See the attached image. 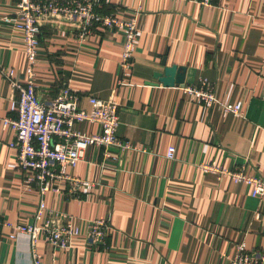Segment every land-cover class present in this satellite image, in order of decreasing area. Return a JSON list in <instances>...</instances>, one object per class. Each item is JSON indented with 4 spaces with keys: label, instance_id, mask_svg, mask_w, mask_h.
Returning <instances> with one entry per match:
<instances>
[{
    "label": "crops",
    "instance_id": "obj_1",
    "mask_svg": "<svg viewBox=\"0 0 264 264\" xmlns=\"http://www.w3.org/2000/svg\"><path fill=\"white\" fill-rule=\"evenodd\" d=\"M100 13L131 17L139 12V40L128 84L118 87L123 34L97 29L85 42L75 27L58 18L40 20L37 92L50 103L66 87L89 98L108 100L119 88L118 137L131 144L106 152L90 147L71 173L94 183L77 198L46 197L53 225L68 213L82 236L71 248H53L41 235L37 252L45 264H229L239 243L264 253V197L230 175L205 173L208 164L264 179V0H222L214 8L189 0H97ZM17 0H0V64L24 79L22 34L16 28ZM9 18V20H6ZM167 66L187 68L184 87L155 82ZM204 81L219 100L238 104L241 116L194 102L186 86ZM15 92L0 76V220L33 224L40 199L17 167L15 136L2 120L12 112ZM77 128L98 134V124ZM170 146L175 159L167 158ZM105 154H108L106 156ZM111 224L106 246L86 239L89 222ZM0 230V264H31L27 236L10 239Z\"/></svg>",
    "mask_w": 264,
    "mask_h": 264
},
{
    "label": "built area",
    "instance_id": "obj_2",
    "mask_svg": "<svg viewBox=\"0 0 264 264\" xmlns=\"http://www.w3.org/2000/svg\"><path fill=\"white\" fill-rule=\"evenodd\" d=\"M189 1L214 8L222 0ZM16 5V28L23 37L26 67L24 79L20 80L13 68L0 64V76L9 82L16 93L11 105L16 117H6L2 123L4 128L14 133L15 138L9 147L17 151V167L24 176L26 187L29 190L37 189L40 199L33 224L12 225L0 220V230L4 227L12 228V240L27 236L33 254L31 264H45L37 252L41 235L45 236L49 245L59 250L71 248L75 240L82 236L80 226L74 224L73 217L68 213H61L62 222L59 225H53L45 219L47 213L57 215L58 212L48 208L46 197L49 194L63 195L69 200L94 186V183L69 170L79 166L90 147H101L106 152L113 147L122 150L131 148L129 142L121 140L117 135L120 112L118 90L128 84L131 77L134 52L139 40L141 12L135 11L127 18L100 13L97 0H17ZM45 18H58L71 23L76 29L73 36L79 43L87 41L99 28L123 34L119 88L113 91L108 100L91 96V109L85 111L79 105L81 97L66 87L50 103L41 101L37 92L36 65L41 43L38 29L40 20ZM184 91L194 102L209 108L218 105L226 113L241 116L240 106L219 100L208 81L186 86ZM83 122L98 124L101 132L82 133L77 126ZM175 155L176 148L170 146L167 158L173 160ZM198 168L205 173L230 175L235 182L251 186L254 197H264L263 178L245 175L243 171L221 170L208 164H201ZM110 230L111 224L107 220H92L89 222L86 239L95 246H106ZM229 264H264V253L250 252L242 241L237 245L235 255L229 257Z\"/></svg>",
    "mask_w": 264,
    "mask_h": 264
},
{
    "label": "water",
    "instance_id": "obj_3",
    "mask_svg": "<svg viewBox=\"0 0 264 264\" xmlns=\"http://www.w3.org/2000/svg\"><path fill=\"white\" fill-rule=\"evenodd\" d=\"M163 71L154 72L155 82H147L149 85L162 84L166 87H184L186 84L187 68L178 65L167 66L166 59L163 60Z\"/></svg>",
    "mask_w": 264,
    "mask_h": 264
},
{
    "label": "trees",
    "instance_id": "obj_4",
    "mask_svg": "<svg viewBox=\"0 0 264 264\" xmlns=\"http://www.w3.org/2000/svg\"><path fill=\"white\" fill-rule=\"evenodd\" d=\"M41 41V40H40Z\"/></svg>",
    "mask_w": 264,
    "mask_h": 264
}]
</instances>
